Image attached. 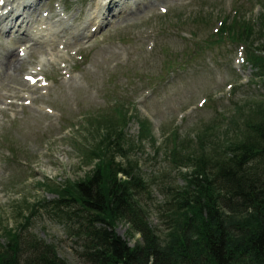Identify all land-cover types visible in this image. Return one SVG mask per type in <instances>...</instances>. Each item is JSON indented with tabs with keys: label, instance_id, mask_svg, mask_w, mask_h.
Here are the masks:
<instances>
[{
	"label": "rangeland",
	"instance_id": "rangeland-1",
	"mask_svg": "<svg viewBox=\"0 0 264 264\" xmlns=\"http://www.w3.org/2000/svg\"><path fill=\"white\" fill-rule=\"evenodd\" d=\"M117 1L96 27L71 18L94 15L101 0H42L26 30L54 15L51 26L64 32L49 43H15L18 22L6 33L0 25V57L12 51L23 61V70L0 73V250L16 231L51 245L68 264H85L74 229L35 205L88 178L97 164L90 151L112 125L124 127L129 159L146 185L137 197L143 219L164 240L179 214L175 192L193 171L179 167L173 152L197 154L207 141L215 145L203 155L213 156L215 146L223 153L247 119L264 111L244 45L226 28L247 23L260 44L264 0ZM13 92L20 97L6 98ZM130 229L117 222L130 247L141 244Z\"/></svg>",
	"mask_w": 264,
	"mask_h": 264
},
{
	"label": "trees",
	"instance_id": "trees-1",
	"mask_svg": "<svg viewBox=\"0 0 264 264\" xmlns=\"http://www.w3.org/2000/svg\"><path fill=\"white\" fill-rule=\"evenodd\" d=\"M235 26L226 25L227 34L244 45V62L264 91V27L254 45L253 29ZM146 130L143 122L144 137ZM126 141L124 127L105 129L101 146L90 151L97 164L88 178L55 189V199L35 205L74 229L85 264H264V111L247 119L223 153L215 146L213 156L203 155L215 145L205 146L207 141L197 154L173 152L179 167L193 171L175 192L179 214L164 240L143 219L137 197L147 189ZM121 220L141 236V244L130 247L116 233ZM15 232L0 250V264H68L51 245Z\"/></svg>",
	"mask_w": 264,
	"mask_h": 264
},
{
	"label": "bare ground",
	"instance_id": "bare-ground-1",
	"mask_svg": "<svg viewBox=\"0 0 264 264\" xmlns=\"http://www.w3.org/2000/svg\"><path fill=\"white\" fill-rule=\"evenodd\" d=\"M42 0H0V25H4V30L9 32L10 29L14 28V22H18V28L22 29L21 36L19 37V41L15 43H19L22 40L34 41V42H43L49 43L53 41V38H57L59 33H63L64 31L55 30L56 26H51V20L54 18V15L46 17L41 23L42 26L39 29L33 30L31 33L26 29L31 28L32 22L36 20L35 17L38 16V7ZM119 5L117 0H101L100 3H95L93 9H95L96 13L91 16H86L84 18L81 15H73L71 18L72 24L78 25L81 22L84 25L91 23L92 26H99L102 23L103 16L106 14H110L112 8L117 7ZM130 8H122L120 7V12H124ZM137 7L134 8L136 10ZM79 12V9H78ZM102 16V18H101ZM2 28H0V31ZM18 31V30H17ZM79 35V34H78ZM17 47L14 44L15 48ZM71 47H66L69 50ZM12 52V51H11ZM6 53L4 56L0 57V73L3 75H9V73H17L23 70V61L19 59L20 62H15L12 53ZM37 52L35 48H29L28 54L33 55ZM8 58H11L8 60ZM33 72V71H32ZM22 88V87H21ZM23 89V88H22ZM18 92H13L10 96H6V98H19ZM38 101V100H36ZM14 105V104H13ZM25 110V109H24ZM27 112V110H25ZM5 113V111H3ZM24 134V132H23Z\"/></svg>",
	"mask_w": 264,
	"mask_h": 264
}]
</instances>
